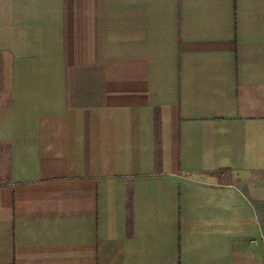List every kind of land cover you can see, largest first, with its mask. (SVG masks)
Instances as JSON below:
<instances>
[{"label": "crops", "instance_id": "obj_1", "mask_svg": "<svg viewBox=\"0 0 264 264\" xmlns=\"http://www.w3.org/2000/svg\"><path fill=\"white\" fill-rule=\"evenodd\" d=\"M264 0H0V264H264Z\"/></svg>", "mask_w": 264, "mask_h": 264}, {"label": "built area", "instance_id": "obj_2", "mask_svg": "<svg viewBox=\"0 0 264 264\" xmlns=\"http://www.w3.org/2000/svg\"><path fill=\"white\" fill-rule=\"evenodd\" d=\"M259 237L261 238V240H264V229H263L262 232L260 233Z\"/></svg>", "mask_w": 264, "mask_h": 264}]
</instances>
